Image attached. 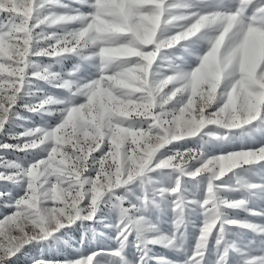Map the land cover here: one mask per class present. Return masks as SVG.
<instances>
[{
  "label": "snow or ice",
  "instance_id": "snow-or-ice-1",
  "mask_svg": "<svg viewBox=\"0 0 264 264\" xmlns=\"http://www.w3.org/2000/svg\"><path fill=\"white\" fill-rule=\"evenodd\" d=\"M0 153V264H264V0H0Z\"/></svg>",
  "mask_w": 264,
  "mask_h": 264
},
{
  "label": "rangeland",
  "instance_id": "rangeland-1",
  "mask_svg": "<svg viewBox=\"0 0 264 264\" xmlns=\"http://www.w3.org/2000/svg\"><path fill=\"white\" fill-rule=\"evenodd\" d=\"M66 66L70 67L71 66V62H66ZM188 147H194V145L189 144ZM0 154H2V153H0ZM10 155L11 154H9V156ZM0 190H3V186L2 185H0ZM71 235H72L73 239H77L79 237V233L78 232H74ZM76 247H79V246L77 245ZM31 251H32L33 254H36L38 252V250H36V249L31 250ZM69 251H71V250H69ZM157 251H163V250L162 249H157ZM16 264H25L24 258L21 257L19 259V261L16 262Z\"/></svg>",
  "mask_w": 264,
  "mask_h": 264
}]
</instances>
